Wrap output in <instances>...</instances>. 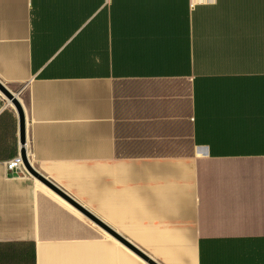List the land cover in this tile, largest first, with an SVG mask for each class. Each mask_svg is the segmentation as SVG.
Returning <instances> with one entry per match:
<instances>
[{
  "label": "crops",
  "instance_id": "0c3cea01",
  "mask_svg": "<svg viewBox=\"0 0 264 264\" xmlns=\"http://www.w3.org/2000/svg\"><path fill=\"white\" fill-rule=\"evenodd\" d=\"M0 264H264V0H0Z\"/></svg>",
  "mask_w": 264,
  "mask_h": 264
},
{
  "label": "water",
  "instance_id": "95a60500",
  "mask_svg": "<svg viewBox=\"0 0 264 264\" xmlns=\"http://www.w3.org/2000/svg\"><path fill=\"white\" fill-rule=\"evenodd\" d=\"M1 93L6 95L9 99L12 100L11 96L6 91L5 92H1ZM13 104L15 105V108L18 111V114H19V126H20L19 140L21 142V145L23 146L25 144V142H24L25 126H24L23 112H22V110H20L19 106L16 104L15 101H13ZM20 157L22 158L23 163L25 164V166L28 169V164L26 162L25 150L24 149L21 151Z\"/></svg>",
  "mask_w": 264,
  "mask_h": 264
},
{
  "label": "built area",
  "instance_id": "2783aa9c",
  "mask_svg": "<svg viewBox=\"0 0 264 264\" xmlns=\"http://www.w3.org/2000/svg\"><path fill=\"white\" fill-rule=\"evenodd\" d=\"M19 164V160L16 159L14 161H12L11 163H9V165L7 166V170L9 173H12L13 170H15L18 167Z\"/></svg>",
  "mask_w": 264,
  "mask_h": 264
}]
</instances>
